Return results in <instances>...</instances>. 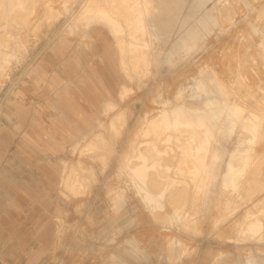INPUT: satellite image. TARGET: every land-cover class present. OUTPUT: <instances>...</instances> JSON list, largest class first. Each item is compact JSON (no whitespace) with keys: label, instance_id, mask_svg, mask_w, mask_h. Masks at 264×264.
<instances>
[{"label":"rangeland","instance_id":"1","mask_svg":"<svg viewBox=\"0 0 264 264\" xmlns=\"http://www.w3.org/2000/svg\"><path fill=\"white\" fill-rule=\"evenodd\" d=\"M92 1H0V240L25 241L30 264H264V0H149L147 62L129 53L130 77L116 68L124 83L112 97L87 23ZM133 12H114L126 40L141 33ZM190 94L206 102L187 109L205 113L218 155L206 156L202 189L187 182L183 199L158 209L137 194L129 146ZM169 143L159 146L171 157ZM246 149L253 162L231 187L227 164ZM83 170L80 188L63 180Z\"/></svg>","mask_w":264,"mask_h":264},{"label":"bare ground","instance_id":"2","mask_svg":"<svg viewBox=\"0 0 264 264\" xmlns=\"http://www.w3.org/2000/svg\"><path fill=\"white\" fill-rule=\"evenodd\" d=\"M8 5H12V0H8ZM121 5L128 11H135L132 13L133 18L135 17L133 23H137V28L141 31L139 35H133L129 40L124 39L126 37H123L119 18L114 13L116 7ZM88 6V10L93 12L89 15L87 23L91 26L92 35L99 34L100 39L97 42V51L99 56L106 61L102 68H98L105 72L102 85L104 92L112 97L118 93L117 91L121 88V84L124 83V78L116 74V68H120L122 77L126 79L130 77V72L126 67L127 63H125V60L128 59V54L135 52L138 58L142 57L140 60L142 64L147 62L146 55L149 54V49L141 42V35L145 31L143 16L149 13L151 6L149 0H102V2L93 0ZM10 10H12L11 7ZM93 44L94 46L96 45L94 42ZM96 61L98 60L96 59ZM93 65L96 67L95 64ZM185 96H189L190 99L179 106L174 105L170 109L163 108L153 118L157 119L158 124H160L158 127L153 128L154 134L145 139L143 136L146 130H142L140 133L142 135L141 139L138 141L132 140V144L129 146L128 153L131 154V160L127 164L128 174L132 177L137 194L140 195L144 202L153 203L158 209L164 207V202L167 199H183L188 183L196 182L199 189H202L204 182L209 180L213 168V163L209 162L206 156L218 155L214 152L213 147L211 149L209 139L205 136V131L204 133L202 132V130H205L203 126L206 124L205 113L199 112L197 115H193V112L187 109V104L194 105L197 108L189 110L198 112L200 109L198 107L206 102L196 100L195 95ZM69 109H71L69 110L70 112L74 113L71 107ZM75 114L78 115V113ZM37 125L34 124L33 127ZM100 125L103 126V123L100 122ZM38 126L41 129H46L44 126ZM84 127L83 137H86V142L90 144L97 143L101 134L90 133L86 130V123ZM80 128L78 126L73 127L72 134L78 132ZM254 128V125H252L246 130L253 132ZM255 133L253 134L255 135ZM26 136L33 142H38L41 138L40 131L33 133L28 130ZM166 139L171 141L168 144L169 149H171V157H169L168 150L164 149L163 145L159 146V143H163ZM94 147L92 145L88 149L94 150ZM138 148L139 150H137ZM250 152V149H246L244 153L240 154L236 164L231 160L228 162V172L231 175L229 186L232 187L235 184L244 182L248 167L253 162ZM82 172L84 170L79 173L70 171L68 176L67 173L64 175L63 180L70 181L73 185L80 188L85 182ZM52 174L55 177L57 172L52 169ZM75 192H78V190ZM174 213L181 214V208H174ZM246 223H248L246 230L251 232L250 234L256 233L261 228L260 221L254 220L252 217Z\"/></svg>","mask_w":264,"mask_h":264},{"label":"crops","instance_id":"3","mask_svg":"<svg viewBox=\"0 0 264 264\" xmlns=\"http://www.w3.org/2000/svg\"><path fill=\"white\" fill-rule=\"evenodd\" d=\"M7 236L10 238L6 241L0 240V264H18L19 262L21 264H30L29 256L24 257V255H28V244L25 245V241L22 244L19 243L20 238L14 233H7ZM21 238L23 237L21 236Z\"/></svg>","mask_w":264,"mask_h":264}]
</instances>
